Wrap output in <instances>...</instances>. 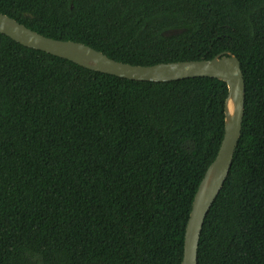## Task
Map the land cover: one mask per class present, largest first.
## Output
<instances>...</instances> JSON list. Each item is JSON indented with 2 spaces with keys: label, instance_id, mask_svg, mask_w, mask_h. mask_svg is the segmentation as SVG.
I'll list each match as a JSON object with an SVG mask.
<instances>
[{
  "label": "trees",
  "instance_id": "1",
  "mask_svg": "<svg viewBox=\"0 0 264 264\" xmlns=\"http://www.w3.org/2000/svg\"><path fill=\"white\" fill-rule=\"evenodd\" d=\"M0 13L129 65L236 57L241 131L196 264H264V0H0ZM226 94L207 77L92 72L0 34V264H180Z\"/></svg>",
  "mask_w": 264,
  "mask_h": 264
},
{
  "label": "water",
  "instance_id": "2",
  "mask_svg": "<svg viewBox=\"0 0 264 264\" xmlns=\"http://www.w3.org/2000/svg\"><path fill=\"white\" fill-rule=\"evenodd\" d=\"M182 31L171 29L164 31L162 35H177ZM0 34L25 48L63 59L92 72L117 78L160 83L207 77L226 85L223 136L215 158L197 186L184 232L180 264H196L203 220L228 175L241 131L245 86L237 58L229 52H221L209 60L160 63L151 66L129 65L111 60L81 43L44 37L1 13Z\"/></svg>",
  "mask_w": 264,
  "mask_h": 264
}]
</instances>
